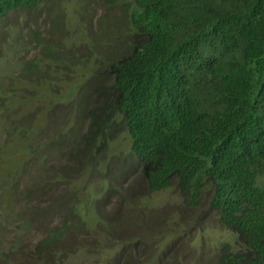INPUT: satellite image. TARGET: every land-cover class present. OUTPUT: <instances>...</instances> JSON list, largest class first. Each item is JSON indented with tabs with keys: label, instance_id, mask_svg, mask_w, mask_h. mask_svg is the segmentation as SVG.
<instances>
[{
	"label": "rangeland",
	"instance_id": "obj_1",
	"mask_svg": "<svg viewBox=\"0 0 264 264\" xmlns=\"http://www.w3.org/2000/svg\"><path fill=\"white\" fill-rule=\"evenodd\" d=\"M111 1L0 17V264H217L229 237L211 190L153 191L125 132L87 134L127 28Z\"/></svg>",
	"mask_w": 264,
	"mask_h": 264
},
{
	"label": "trees",
	"instance_id": "obj_2",
	"mask_svg": "<svg viewBox=\"0 0 264 264\" xmlns=\"http://www.w3.org/2000/svg\"><path fill=\"white\" fill-rule=\"evenodd\" d=\"M49 1L0 0V17ZM113 6L127 28L87 134L125 132L153 191L176 184L197 205L211 190L229 232L217 264H264V0Z\"/></svg>",
	"mask_w": 264,
	"mask_h": 264
}]
</instances>
